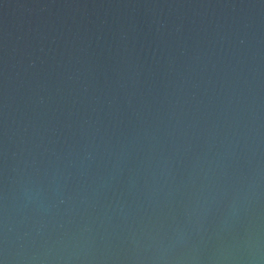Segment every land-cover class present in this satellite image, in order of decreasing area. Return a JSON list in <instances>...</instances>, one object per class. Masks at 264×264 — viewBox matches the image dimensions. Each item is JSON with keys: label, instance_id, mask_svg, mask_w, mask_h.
Listing matches in <instances>:
<instances>
[{"label": "water", "instance_id": "1", "mask_svg": "<svg viewBox=\"0 0 264 264\" xmlns=\"http://www.w3.org/2000/svg\"><path fill=\"white\" fill-rule=\"evenodd\" d=\"M0 264H264V0H0Z\"/></svg>", "mask_w": 264, "mask_h": 264}]
</instances>
